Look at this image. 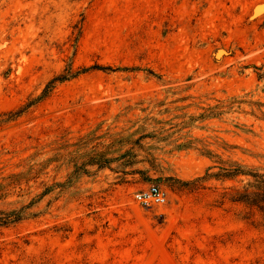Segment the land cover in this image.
Listing matches in <instances>:
<instances>
[{
    "label": "rangeland",
    "instance_id": "obj_1",
    "mask_svg": "<svg viewBox=\"0 0 264 264\" xmlns=\"http://www.w3.org/2000/svg\"><path fill=\"white\" fill-rule=\"evenodd\" d=\"M261 180L264 0H0V264H264Z\"/></svg>",
    "mask_w": 264,
    "mask_h": 264
},
{
    "label": "trees",
    "instance_id": "obj_2",
    "mask_svg": "<svg viewBox=\"0 0 264 264\" xmlns=\"http://www.w3.org/2000/svg\"><path fill=\"white\" fill-rule=\"evenodd\" d=\"M64 79V77H59L58 80H62ZM56 79H53L47 86L46 88L43 90L41 96L38 97V99H41L45 96H47L49 90L52 88V83L53 81H55ZM21 111L17 112L15 114L18 115ZM14 116V115H13ZM11 119V118H9ZM221 172L219 173V176L225 179H233L239 176H250V177H257L256 174L250 173L249 171H245L243 168L240 167V165L234 163L229 167H222L220 168ZM123 174H127V172H124ZM260 183L263 184V188L261 189L260 187H254L255 190L251 191V202L250 205H256L258 202H261L262 205L260 208L263 207L264 205V180H261ZM259 195H262V197H259ZM27 208V206L25 207H21L19 209H14L11 211H1L0 210V225H6L8 223H13L16 222L20 219H22L23 214H24V210Z\"/></svg>",
    "mask_w": 264,
    "mask_h": 264
},
{
    "label": "built area",
    "instance_id": "obj_3",
    "mask_svg": "<svg viewBox=\"0 0 264 264\" xmlns=\"http://www.w3.org/2000/svg\"><path fill=\"white\" fill-rule=\"evenodd\" d=\"M137 202L144 207L160 206L165 204V192L158 185H150L135 194Z\"/></svg>",
    "mask_w": 264,
    "mask_h": 264
}]
</instances>
